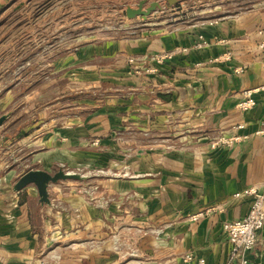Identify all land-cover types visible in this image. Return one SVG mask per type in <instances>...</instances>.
Instances as JSON below:
<instances>
[{"label": "crops", "instance_id": "obj_1", "mask_svg": "<svg viewBox=\"0 0 264 264\" xmlns=\"http://www.w3.org/2000/svg\"><path fill=\"white\" fill-rule=\"evenodd\" d=\"M256 1L261 8L205 32L151 33L111 42L97 53L107 61L117 52L142 57L174 54L162 69L163 80L119 79V87L140 90L128 117L134 118L135 127L122 129L119 123L125 118L111 106L85 124L88 136L104 137L99 144L104 153L109 148L106 161L111 167L119 163L114 159L116 137L137 136L129 147L140 150L131 166L135 178L126 179L127 184L116 179L103 182L131 188L137 203L134 209L84 207L87 226L77 235L86 236L63 242L74 243L77 255L67 256L61 264H194L185 261L187 255L206 264H227L231 246L223 225L242 219L250 208L249 201L234 195L264 183V134H256L264 122V93L254 95L253 110L238 108L244 92L264 86V0ZM203 39L207 46L198 49ZM179 49H188L187 55H178ZM112 68L106 67L108 74ZM75 127L71 134H82L79 122ZM222 135L248 137L233 147H212ZM3 168L0 164V171ZM25 190L0 191V264H39L40 255L57 242L36 231L31 202L37 190L33 186ZM49 194L80 195L58 190ZM55 219L56 227L64 220L74 226L72 215L56 214ZM249 258L251 264H264V229Z\"/></svg>", "mask_w": 264, "mask_h": 264}, {"label": "rangeland", "instance_id": "obj_2", "mask_svg": "<svg viewBox=\"0 0 264 264\" xmlns=\"http://www.w3.org/2000/svg\"><path fill=\"white\" fill-rule=\"evenodd\" d=\"M173 1L0 0V121L4 119L0 125V164H4L0 171V191L15 194L16 183L30 171L94 176L88 180V188L82 186L83 180L50 184L52 194L58 190L80 195H49V204L42 205L38 191L33 192L37 197L31 202L36 231L41 237L46 233L48 241L57 239L49 251L40 255L39 264H61L67 256L76 257L71 240L86 236L80 233L87 226L84 207L92 206L96 210L136 207V195L131 188H113L103 182L116 179L127 184L126 179L135 178L131 166L136 154L140 156V150L129 147L137 136L116 137L114 159L119 163L111 167L110 161H106L109 148L104 153L99 144L104 137L88 136L85 124L94 120L96 112L111 106L125 118L119 123L122 129L135 127L134 118L128 117L135 110L140 90L119 87V79L146 76L149 80H163L162 69L174 53H150L142 57L117 52L107 61L102 53L97 54L102 47L122 39L148 37L151 33L205 32L231 17L261 8L256 6V0ZM153 5L156 8L148 15L128 17L129 10L148 13ZM205 46L204 39L196 45L198 49ZM175 52L185 57L188 49ZM109 66L113 67L111 74L106 71ZM72 121L79 122L82 129V134L76 133L79 136L71 134L76 125ZM75 140H79L78 145ZM249 189L238 193L244 195ZM257 189L263 191L264 183ZM22 192L26 190L16 193ZM143 203L146 205L145 199ZM41 208L50 209V213H43ZM56 214L72 215L74 226L64 220L56 227ZM227 224L223 225L224 235ZM64 241L71 242L64 245Z\"/></svg>", "mask_w": 264, "mask_h": 264}, {"label": "built area", "instance_id": "obj_3", "mask_svg": "<svg viewBox=\"0 0 264 264\" xmlns=\"http://www.w3.org/2000/svg\"><path fill=\"white\" fill-rule=\"evenodd\" d=\"M263 92L264 86L244 92L243 102L239 108L246 112L255 108L257 102L254 98L256 93ZM262 130L256 133L258 136L264 134V122L261 123ZM237 130H244V126H238ZM247 137L227 136L214 140L213 147L232 145L245 140ZM234 198L246 200L250 203L249 213L242 219L224 226L225 236L230 243L231 250L227 264H251L250 255L259 243L264 229V190L255 188L246 190L244 195L237 193ZM185 261L194 264H206L203 259H197L194 255H187Z\"/></svg>", "mask_w": 264, "mask_h": 264}, {"label": "water", "instance_id": "obj_4", "mask_svg": "<svg viewBox=\"0 0 264 264\" xmlns=\"http://www.w3.org/2000/svg\"><path fill=\"white\" fill-rule=\"evenodd\" d=\"M171 3H173V0H170ZM156 8V5H153L152 8L148 9V13L143 12L141 9L138 11L129 10L128 11V17L134 18L138 15H148L152 10ZM4 122V119L0 121V125ZM94 178L93 175H85L80 177L77 174L74 173H68L64 171H59L55 175H51L44 171H30L23 175L19 181L16 183L14 190L16 192H20L25 190L26 188L33 186L38 191L40 202L41 204H49V186L52 183H57L58 181H65V180H83V187L88 188V180Z\"/></svg>", "mask_w": 264, "mask_h": 264}]
</instances>
